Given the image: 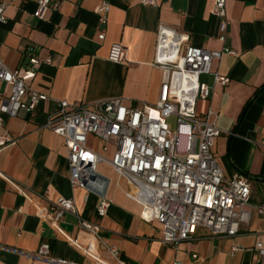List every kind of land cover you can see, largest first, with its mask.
<instances>
[{
    "label": "crops",
    "instance_id": "crops-1",
    "mask_svg": "<svg viewBox=\"0 0 264 264\" xmlns=\"http://www.w3.org/2000/svg\"><path fill=\"white\" fill-rule=\"evenodd\" d=\"M107 1L108 22L101 25L95 12L100 0H62L42 20L35 16L36 0H0L7 6L6 21L0 22V59L11 70H27L26 51L32 48L41 59L51 61L30 81L49 99L34 111L5 117L4 130L15 142L0 148V264H52L37 255L45 243L55 258L91 263L50 220L36 216V205L60 197H73L79 216L101 227L99 239H93L81 231L76 215L66 213L60 222L69 237L84 245L94 241L101 249L99 264H262L255 247L264 234V209L258 210L264 207V0H227L230 27L225 43L219 39L220 19L212 14L215 0H157L156 7L142 5L141 0ZM161 24L189 34L193 46L208 51L227 47L239 53L213 60L212 70L230 80L221 85L212 75L203 77L213 88L212 96L197 103L199 115L209 107L219 115L223 133L213 153L225 176L241 173L252 185L245 207L249 218L235 237H210L199 230L191 240L164 244L161 226L141 219L142 207L125 196V182L118 186L116 172L105 163L98 171L110 180L107 196L113 204L100 217L98 197L90 194L86 199L84 189L72 188L64 140L46 126L60 101L89 104L121 98L129 107L155 105L163 80V71L154 64ZM101 32L104 40H99ZM114 43L127 48L126 62L109 61ZM9 91L0 82V94ZM89 146L99 150L100 141L89 136ZM113 154L111 150L106 156L111 159ZM103 245L116 247L122 261ZM234 245L240 247L235 252Z\"/></svg>",
    "mask_w": 264,
    "mask_h": 264
},
{
    "label": "built area",
    "instance_id": "built-area-1",
    "mask_svg": "<svg viewBox=\"0 0 264 264\" xmlns=\"http://www.w3.org/2000/svg\"><path fill=\"white\" fill-rule=\"evenodd\" d=\"M35 16L45 19L49 11L56 9L62 0H36ZM142 5L158 6L157 0H141ZM227 0H215L212 14L220 19V36L226 42L230 20L226 10ZM7 6L0 3V22L6 21ZM110 3L100 0L95 12L100 24L106 25ZM105 33L99 34V40ZM238 57L230 48L208 51L193 46L190 35L161 24L157 32L155 66L163 71L160 99L155 105L129 107L124 99H101L93 103H58V111L48 118L46 126L64 140L68 151L70 183L73 189H84L99 199L97 213L107 215L113 201L108 198L109 178L100 174L98 165L105 163L118 176L117 184L125 182L124 194L141 207L140 217L148 223H158L162 228V242L176 246L193 239L199 230L210 237H235L241 224L249 218L248 205L252 185L250 180L236 173L226 177L218 164L213 147L223 130L218 126L219 115L212 107L199 115V100H210L213 88L203 77L212 75L215 84L226 85L229 77L212 70L214 59L223 55ZM30 68L11 70L0 59V82L6 83L9 93L0 94V148L15 142V137L4 130L5 117L15 118L23 110L34 111L49 97L30 85L38 69L50 64L28 48ZM127 48L114 43L108 59L112 63L127 61ZM176 118V128L171 129L169 119ZM89 136L100 141V149L89 146ZM113 150L111 159L106 155ZM18 193L27 196L25 190L9 181ZM264 207L258 210L261 212ZM76 215L81 231L93 239H99L101 227L78 214L73 197H60L48 205L37 206L36 216L50 220L69 243L80 249L91 263L55 258L49 244H42L37 255L52 264H99L101 249L94 241L84 245L69 237L60 227L64 214ZM52 215V219H50ZM102 248L118 261L121 254L114 246ZM234 245L232 251L239 249ZM264 264V234L256 243ZM196 257V256H195ZM180 264V263H176Z\"/></svg>",
    "mask_w": 264,
    "mask_h": 264
},
{
    "label": "rangeland",
    "instance_id": "rangeland-1",
    "mask_svg": "<svg viewBox=\"0 0 264 264\" xmlns=\"http://www.w3.org/2000/svg\"><path fill=\"white\" fill-rule=\"evenodd\" d=\"M168 122H169L171 129L176 128V118L175 117H171ZM100 170H103V167H100Z\"/></svg>",
    "mask_w": 264,
    "mask_h": 264
}]
</instances>
